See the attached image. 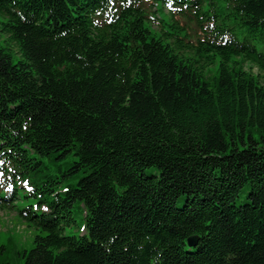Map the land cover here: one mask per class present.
Instances as JSON below:
<instances>
[{
	"label": "trees",
	"instance_id": "trees-1",
	"mask_svg": "<svg viewBox=\"0 0 264 264\" xmlns=\"http://www.w3.org/2000/svg\"><path fill=\"white\" fill-rule=\"evenodd\" d=\"M0 16L19 55L0 43V210L36 231L23 264H264V0H0ZM21 192L36 204L18 210Z\"/></svg>",
	"mask_w": 264,
	"mask_h": 264
},
{
	"label": "rangeland",
	"instance_id": "rangeland-1",
	"mask_svg": "<svg viewBox=\"0 0 264 264\" xmlns=\"http://www.w3.org/2000/svg\"><path fill=\"white\" fill-rule=\"evenodd\" d=\"M4 19L0 16V22H3ZM155 28V26H154ZM237 33H240L241 30L236 29ZM190 33L192 35L195 34ZM199 35V33H198ZM198 36H194V40ZM3 35L0 33V43L1 45L7 49L8 53L11 55L13 62H17L19 60V55L15 53L16 51L15 47L7 43L5 44L2 42ZM239 39H242V36H239ZM13 49V50H12ZM244 69H249V64L245 63ZM215 68L216 64L214 66H210L208 68L207 77H212L215 74ZM252 72L254 74L259 75L260 82L264 84V72L259 71L256 68L252 69ZM45 161V160H44ZM69 162V160H68ZM67 162L65 161V164ZM45 164L49 166L50 168V174L58 176L60 175L58 172L54 171V167L51 165L50 162L45 161ZM64 166V164H62ZM76 180H66L62 179L61 183L57 186V191L62 192L64 191L69 185H75ZM23 193L21 192V196L19 201L17 202V209H23L28 205H35L36 200L34 198H23ZM36 211H38V208H35ZM73 216L75 218L76 224H73L71 227L67 228L65 233L66 235L75 236L77 239L82 237L83 235H86V229H85V211L82 207V205H79V202H77L76 207L73 208ZM36 234V231L28 227L27 224L24 222V220L18 215L17 210H0V245H8L11 243L14 246V252L15 254L12 255L10 262L11 264H23L24 259L22 257H19L20 253H24V251H28L32 248V241L33 237Z\"/></svg>",
	"mask_w": 264,
	"mask_h": 264
},
{
	"label": "water",
	"instance_id": "water-1",
	"mask_svg": "<svg viewBox=\"0 0 264 264\" xmlns=\"http://www.w3.org/2000/svg\"><path fill=\"white\" fill-rule=\"evenodd\" d=\"M190 241H194V239H191Z\"/></svg>",
	"mask_w": 264,
	"mask_h": 264
}]
</instances>
